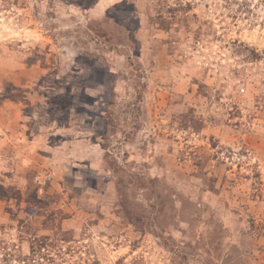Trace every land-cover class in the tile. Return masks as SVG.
I'll return each instance as SVG.
<instances>
[{
	"label": "rangeland",
	"instance_id": "374dc122",
	"mask_svg": "<svg viewBox=\"0 0 264 264\" xmlns=\"http://www.w3.org/2000/svg\"><path fill=\"white\" fill-rule=\"evenodd\" d=\"M0 264H264V0H0Z\"/></svg>",
	"mask_w": 264,
	"mask_h": 264
},
{
	"label": "built area",
	"instance_id": "2783aa9c",
	"mask_svg": "<svg viewBox=\"0 0 264 264\" xmlns=\"http://www.w3.org/2000/svg\"><path fill=\"white\" fill-rule=\"evenodd\" d=\"M50 181V175L46 170H43L39 172L35 177H34V184L39 186V187H44L48 184Z\"/></svg>",
	"mask_w": 264,
	"mask_h": 264
}]
</instances>
